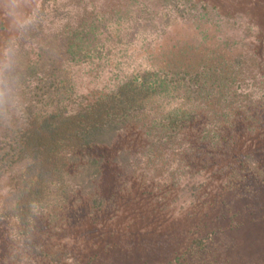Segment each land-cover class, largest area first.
Instances as JSON below:
<instances>
[{
	"label": "rangeland",
	"instance_id": "obj_1",
	"mask_svg": "<svg viewBox=\"0 0 264 264\" xmlns=\"http://www.w3.org/2000/svg\"><path fill=\"white\" fill-rule=\"evenodd\" d=\"M12 8L0 0V113L26 112L51 79L84 103L130 75L217 56L242 69L244 102L221 159L187 147L195 157H152L137 132L87 149L103 161L104 205L81 195L26 234L0 222V264H264V0H20V24ZM85 34L87 55L82 44L71 60L69 39Z\"/></svg>",
	"mask_w": 264,
	"mask_h": 264
},
{
	"label": "trees",
	"instance_id": "obj_2",
	"mask_svg": "<svg viewBox=\"0 0 264 264\" xmlns=\"http://www.w3.org/2000/svg\"><path fill=\"white\" fill-rule=\"evenodd\" d=\"M82 44L85 56L91 44L86 34L69 39L71 60ZM210 60L176 61L130 75L84 103L71 98L67 81L51 79L36 89L26 112L15 116L3 106L0 222L14 221L26 234L38 220H58L81 195L92 209L104 205L98 187L103 161L84 152L109 148L125 132L139 133L152 157L164 148H176L181 160L195 157L180 147L202 151L207 161L224 157L235 142L227 129L241 121L244 99L233 87L242 69L222 56Z\"/></svg>",
	"mask_w": 264,
	"mask_h": 264
},
{
	"label": "clouds",
	"instance_id": "obj_3",
	"mask_svg": "<svg viewBox=\"0 0 264 264\" xmlns=\"http://www.w3.org/2000/svg\"><path fill=\"white\" fill-rule=\"evenodd\" d=\"M9 15L12 17L14 24H20L22 23L21 17H23L25 14L20 9V0H13V8L12 11L9 13ZM9 65L4 64L0 66V85L4 84V78H3V67H8ZM5 89L3 87H0V98L4 96Z\"/></svg>",
	"mask_w": 264,
	"mask_h": 264
}]
</instances>
